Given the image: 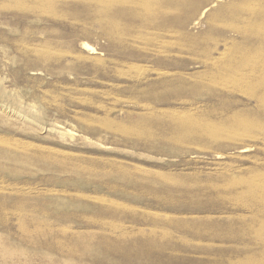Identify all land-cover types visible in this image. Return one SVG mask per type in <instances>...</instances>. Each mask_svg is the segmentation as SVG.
<instances>
[{
  "label": "rangeland",
  "instance_id": "374dc122",
  "mask_svg": "<svg viewBox=\"0 0 264 264\" xmlns=\"http://www.w3.org/2000/svg\"><path fill=\"white\" fill-rule=\"evenodd\" d=\"M263 183L264 0H0V264H264Z\"/></svg>",
  "mask_w": 264,
  "mask_h": 264
},
{
  "label": "bare ground",
  "instance_id": "6f19581e",
  "mask_svg": "<svg viewBox=\"0 0 264 264\" xmlns=\"http://www.w3.org/2000/svg\"><path fill=\"white\" fill-rule=\"evenodd\" d=\"M264 184V183H263ZM261 186V185H260ZM258 189V188H257ZM250 192V191H249ZM247 194V193H246ZM255 195V194H254ZM252 261V260H251ZM257 261V260H256ZM251 264H252V262H251ZM260 264V263H259Z\"/></svg>",
  "mask_w": 264,
  "mask_h": 264
}]
</instances>
